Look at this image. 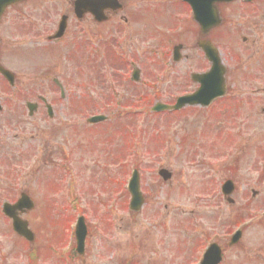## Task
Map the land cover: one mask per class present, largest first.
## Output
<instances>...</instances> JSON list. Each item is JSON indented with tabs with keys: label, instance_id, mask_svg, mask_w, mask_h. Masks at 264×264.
Wrapping results in <instances>:
<instances>
[{
	"label": "rangeland",
	"instance_id": "obj_1",
	"mask_svg": "<svg viewBox=\"0 0 264 264\" xmlns=\"http://www.w3.org/2000/svg\"><path fill=\"white\" fill-rule=\"evenodd\" d=\"M53 1L55 3L52 0L51 4L44 2V9L53 8L51 13L56 14L59 12L57 5H60V0ZM61 1L66 4L70 0ZM125 1L127 14L140 10L141 6L145 7L140 4V0ZM262 4L245 7L233 4L231 8L224 10L227 18L224 29L231 26L229 30L235 28L240 31L238 36L248 39L245 43L247 47L244 43L242 45L241 40H236L234 47H239L234 53L228 52L231 50L229 48L222 50L226 65L231 69L235 68L236 76H244L245 79L251 77V80H227L233 92L243 99L251 100L256 113L254 123H247L241 131L231 132L229 127L236 119L240 120L239 113L242 112L244 117L249 112L247 109L242 111V108H235L233 100H227L219 107L224 117L217 124L213 120L202 123V108H187L181 113L161 115L153 114L150 108L145 110L137 103L142 100V96L145 97L144 92H149L159 96L155 103L173 104L182 93H191L195 89L191 80H176V76L171 73L168 76L166 68L161 73V50L157 46H160L159 43H168L169 39L155 27L157 24L162 27L172 25L171 16L165 12L170 5L162 8L159 5L156 8L148 6L147 13L139 11L138 18L147 20L146 41L149 50L142 48L144 46L141 39L145 37L141 38L140 34L134 35L129 46L134 54L136 51L148 54L146 62L139 67L143 79L140 84L131 80H109L110 77L129 78L132 70L122 69L120 66L118 71V66L112 68L111 64L104 62L99 63L95 69L88 63H80V73L84 77H78L79 67L76 62H70V54L66 51V47L73 48L77 45L78 35L74 32L70 33L67 44H63L62 48L54 49L50 54H40L39 52H43L41 50L34 52L37 54L34 61L25 59L18 49H13L4 56L6 64L21 80L15 89L8 88L0 80V96L10 97L12 93L28 97L21 99L13 96L6 99V108L0 115V128H6L0 131V138L3 140L0 145V190H4L9 184L7 182L11 183L18 176L17 189L20 185L21 189L33 194L32 197L43 210L25 218L29 222L32 220L31 224L38 231L39 237L42 236V219L47 222L52 216L54 221L62 222L61 206L57 212L51 209V216L45 206L49 205V196L54 199V203L56 196L61 195L62 201L65 199L60 194L63 191L55 193L57 184L54 178L63 172V162L60 160L62 148L67 144L66 138L75 135L69 127L77 126L76 119L83 126V131L80 132L84 147L83 157L80 158L83 160V176L78 181L73 177L71 180L77 184L78 191L75 192L85 196L80 207L87 212L78 214L88 221L91 237L87 243L86 256L73 259L70 254L68 262L64 261L62 264H125L127 261L132 264H199L200 250L211 239L219 240L227 248L231 236L239 228V218L244 219V225H247L244 227L241 246L227 249L225 264H264V46L251 47V38L256 40L258 34L264 36ZM29 7L31 5L27 6ZM55 19L58 21L59 15H55ZM140 23L138 21L136 26ZM181 23L183 22L173 24L175 27ZM1 32L7 33L4 29ZM168 34L173 32L168 30ZM126 35L127 33L118 32L116 38ZM178 39L187 43L186 34ZM198 53L195 52V59L191 58L190 61L196 70L201 66ZM181 62V68L173 71L181 73L183 67L188 65L185 58ZM89 69L90 73L87 71ZM48 76L59 79L68 99L57 103V115L53 120L46 118L44 111L30 119L25 113L23 103L26 101L23 100L36 102L41 95L57 100L56 96L60 93L52 80L44 79ZM104 76L108 79H102ZM251 92L256 95H251ZM121 97L125 98V103L121 102ZM81 100L86 102L83 118L81 114L70 112L71 109H76ZM216 112L217 110L214 113ZM100 114L108 116V120L97 127L87 125L88 118ZM55 126L59 130L51 131ZM215 126L218 133L224 130L222 134L226 139L221 138L222 134L216 133ZM10 128H15L16 131L13 132ZM109 145L112 150H109ZM109 154L114 160H109ZM236 156L238 160H235ZM130 165L147 172L148 183L153 184L154 188L157 184L159 187L153 194L145 188L149 199L140 214L135 216L126 207L129 199L122 195L124 187L121 186V181L129 175ZM94 166L104 170L100 182H96L94 177L97 172L90 173ZM161 168L173 173L172 184H163L158 180L160 178L155 172ZM235 168L238 175L233 176ZM110 171L115 176L114 184L108 180ZM116 178L120 183L116 184ZM228 178L233 179L238 186V192L232 196L235 200L233 205L227 204L218 191L220 183ZM44 179L48 180L45 190ZM57 182L59 184L60 179ZM250 189L258 192L255 198ZM97 191L104 193V196H98ZM114 191L117 205L113 212H108L104 203L109 199L108 193L112 194ZM2 201L0 196V209ZM88 201L90 208L86 206ZM78 214H70L73 219H69L66 229L70 236H73ZM190 214L195 215L189 217ZM41 216L42 218H38ZM58 228L60 229V224ZM52 230L56 231L51 225L45 233L51 240L54 233ZM0 234L2 255H9L14 251L9 263L27 264L25 255L31 246L15 238L8 222L1 215ZM53 241H57L56 237ZM66 242L71 243V238H66ZM51 243L50 240L45 242L46 246ZM72 246L75 247L74 242ZM55 257L42 255L40 263L60 264V250L55 253Z\"/></svg>",
	"mask_w": 264,
	"mask_h": 264
},
{
	"label": "flooded vegetation",
	"instance_id": "obj_2",
	"mask_svg": "<svg viewBox=\"0 0 264 264\" xmlns=\"http://www.w3.org/2000/svg\"><path fill=\"white\" fill-rule=\"evenodd\" d=\"M73 1L75 0L68 1L67 3L68 10L61 12V13L53 14V15H58V14L60 15L57 23H54V20H52L50 23L46 22L47 19L52 18V14L50 13H44V14H38V15H29L26 13H21V10L27 9V5L30 2L29 0L19 2L9 7L6 10V12L3 11V13L0 15V32L2 31L1 27H3L5 23H8V24L17 25L19 33H22L21 29L25 30L24 34L26 36H35V35H43V34L54 35L59 32L60 30L59 22L63 17H65L64 25H65L66 30H65L63 37L59 41H62L68 38L70 33L74 32L76 35H78V38L76 41L83 43V38L85 36V33L91 31L92 29H94V31L98 33L101 25L108 26L113 31L115 30L116 20H117V17L119 16L118 13L107 11L106 19L103 22H100L97 20V18H100V16L95 17L93 14H82L81 16H76L72 10ZM256 2L257 1L253 2V4H255ZM223 6H224V10L226 8H231V6H228V5H223ZM222 15H223L222 17H224V20L226 21L227 20L226 12H223ZM122 19L124 20V23L129 24L128 19H125V18H122ZM191 21H193V18L191 19ZM73 27L75 28L74 30H73ZM191 29H192L191 33L195 35H196V32H199V28L196 27V23L194 22H192L191 24ZM195 40H196V36H194V41ZM242 41L245 43L247 40H244L243 38ZM254 43H256V41H254ZM228 47H231V46H228ZM98 49L99 47H97L95 52H98ZM189 73H190L189 71L185 72V74H189ZM78 134L79 133L76 132V135ZM71 138H74V137H68L66 139H71ZM64 148H67V150H65ZM64 148H62L63 153H62L61 161L63 162L62 167H63L64 174L65 173L66 175L69 174L66 177V180L68 182V186L66 190L67 195L73 201H75V198H77L78 202H80V200L78 199V193L75 192L76 190L78 191L77 184L75 181H77V178H80L81 176H83V168H82V172L79 173V168L77 166L78 164H81L80 158H81V152L83 150V147L82 145H80L79 142H77L76 144L67 145ZM110 155L111 154H109V156L107 155L106 156L109 158V160H113V158H111ZM72 176L76 177L75 181L70 180ZM0 194L8 196L11 202H14V201L16 202L17 198L19 197V193L14 192V190L12 192H7L3 190V192ZM36 207L37 205L35 203V208ZM1 247L2 246L0 245V248ZM8 259H9V256L7 257L0 256V264H9Z\"/></svg>",
	"mask_w": 264,
	"mask_h": 264
},
{
	"label": "water",
	"instance_id": "obj_3",
	"mask_svg": "<svg viewBox=\"0 0 264 264\" xmlns=\"http://www.w3.org/2000/svg\"><path fill=\"white\" fill-rule=\"evenodd\" d=\"M225 1H233V0H225ZM208 48H211V47H208ZM207 55L214 62V66H213L212 71L209 74L196 77L198 79L197 81L202 84L199 91L197 93H195L194 95L180 98L177 101L176 106H174V107L158 105L154 109L155 111L178 110V109L185 107L186 105L193 106V105L201 104V105L205 106V105H208L209 100H210L209 99L210 96H213L215 94L213 96V98H214L215 96H219L224 92V77H223V75H224L225 71L223 68H221L219 59L216 57V53H215L214 49L213 50H212V48L209 49L207 51ZM102 120H103V118H94L91 120V122H99ZM26 203L27 202L22 201L16 207H13L12 209H9L8 211L5 210V212L9 217H11L15 220L16 228H17L18 232L20 234L24 235L28 240H31L32 235L27 230V224L24 222H21L19 219H16L17 218L16 217L17 212L19 210H22L23 207H26L27 206ZM83 237H84V235L78 234L81 253H82V245H83V240H84ZM216 253H218V252H216ZM213 254L214 253L212 251H210L208 253V255L206 256L203 264H218L220 258L213 260V256H212V260L210 259V256ZM218 255H219V253H218Z\"/></svg>",
	"mask_w": 264,
	"mask_h": 264
}]
</instances>
